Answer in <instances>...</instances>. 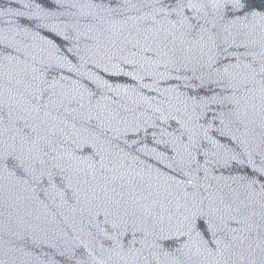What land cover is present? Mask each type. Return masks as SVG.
Masks as SVG:
<instances>
[{
  "label": "water",
  "instance_id": "obj_1",
  "mask_svg": "<svg viewBox=\"0 0 264 264\" xmlns=\"http://www.w3.org/2000/svg\"><path fill=\"white\" fill-rule=\"evenodd\" d=\"M0 264H264V0H0Z\"/></svg>",
  "mask_w": 264,
  "mask_h": 264
}]
</instances>
